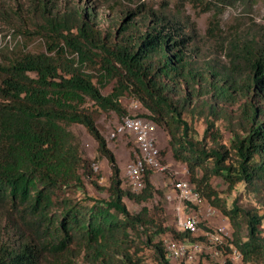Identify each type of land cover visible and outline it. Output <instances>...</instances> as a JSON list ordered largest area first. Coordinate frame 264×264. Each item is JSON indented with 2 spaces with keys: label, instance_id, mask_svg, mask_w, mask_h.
<instances>
[{
  "label": "trees",
  "instance_id": "1",
  "mask_svg": "<svg viewBox=\"0 0 264 264\" xmlns=\"http://www.w3.org/2000/svg\"><path fill=\"white\" fill-rule=\"evenodd\" d=\"M181 1H174L177 8ZM189 1L219 11L236 0ZM37 6L36 30L26 33L44 48L0 52V264H148L146 249L154 264H170L158 235L202 239L165 226L166 218L151 212L146 203L164 196L151 167L141 191L123 187L100 119L111 111L127 114L126 94L167 132L174 159L187 165L201 198L229 218L242 262L264 264V212L237 200L227 207L211 180L220 178L229 190L242 183L264 202V26L228 39L227 65L198 69L186 25L167 7L141 2L103 30L89 8L60 13L46 1ZM209 23L219 29L216 16ZM239 99L234 116L229 106ZM198 116L206 124L202 134ZM222 118L231 133L227 143L217 125ZM74 124L95 140L94 159L107 161L106 187L92 178ZM86 179L108 198L89 194ZM126 198L140 210L131 212Z\"/></svg>",
  "mask_w": 264,
  "mask_h": 264
},
{
  "label": "rangeland",
  "instance_id": "2",
  "mask_svg": "<svg viewBox=\"0 0 264 264\" xmlns=\"http://www.w3.org/2000/svg\"><path fill=\"white\" fill-rule=\"evenodd\" d=\"M45 1L51 6V9L60 13L70 9L89 8V11L93 13L96 25L103 30H111L115 23L125 18L124 13L127 10H135L141 2H144L147 8L155 10L167 7V14L177 15L185 23L186 30L191 38L192 56L196 60L198 69H207L211 66L220 68L227 65L226 46L228 39L242 37L249 32H257L264 26V0H252L253 4H248V0L232 1L225 6L222 3V10L219 11L217 9L205 11L200 4L195 6L189 0L181 1L180 6L178 5L179 10L174 3L175 0H0V52L7 46L10 49L23 46L33 51L44 48L41 38L26 32L31 31L32 33L36 30V24L40 19V7L38 8L37 4L45 3ZM166 1L170 3H166ZM214 16L217 17L219 29H213V25L209 23ZM111 90L112 84L103 91L108 93ZM133 99L135 97L129 94L122 98L123 106L127 112ZM243 100L239 99L236 104L229 106V110L234 116L237 115L238 106ZM141 109L144 110V108ZM197 119L196 126L202 134L206 124L202 117L198 116ZM121 120V116L111 111L101 116L100 127L108 140L109 147L116 154L121 168L123 187L130 189L126 177V168L134 159L136 151L134 139L130 133L111 136ZM217 125L222 133L223 142L227 143L231 138V133L226 119L218 120ZM70 128L78 135L82 143L83 155L92 161V168L93 163L98 165V170L93 168L92 178L100 186L106 187L109 183L111 171L107 161L101 163V160L94 159L97 155L95 140L80 124H74ZM156 135L161 149V165L152 168V181L157 188L163 191L164 196L156 194L146 204L157 217L166 218L165 226L173 227L176 230H178L177 207H180L181 215H194L200 220V235L204 234L205 230L216 229L225 225L228 234L224 239V244L218 246L219 248L217 247L218 250H221L218 257L212 255L211 250H214V248L210 247L209 244L203 249V252L197 255L199 261L206 260L211 264H223L222 261L229 260L230 257L234 226L219 208L214 207L208 201L201 199L199 202H190L184 199L181 200L177 196L178 192L174 188L175 182L180 179H190L187 165L174 159L168 143L169 136L163 128L157 126ZM211 180L214 188L220 193V197L225 200L227 207H232L233 202L237 200V204L241 207L254 205L259 207L261 212H264V202L259 203L256 201L252 194L246 192L242 183L236 184L232 190H229L228 185L220 178L212 177ZM86 189L91 195L108 198V192L97 189L89 179H86ZM125 202L133 213L141 208L140 205L128 198L125 199ZM151 231H154V229ZM241 234L246 235L245 226L242 227ZM158 236L164 242L173 238V235L169 232ZM145 251L147 252L146 262L154 264V255L150 253L152 251L150 249ZM233 264L244 263L234 260Z\"/></svg>",
  "mask_w": 264,
  "mask_h": 264
},
{
  "label": "built area",
  "instance_id": "3",
  "mask_svg": "<svg viewBox=\"0 0 264 264\" xmlns=\"http://www.w3.org/2000/svg\"><path fill=\"white\" fill-rule=\"evenodd\" d=\"M142 104L138 99H133L130 103L127 114L122 117L121 123L116 126L112 137L130 133L136 145L133 161L126 168V177L130 190L133 192L141 191L145 186L144 175L147 167L155 168L161 165V149L159 147L158 137L156 135L155 122L145 117L142 110ZM93 168L98 170V165L93 163ZM174 188L177 190V196L182 200L190 202H199L202 198L196 185L190 179H180L175 182ZM178 230L186 231L193 236L202 239L181 240L171 238L164 242L166 256L170 264H211L204 260H198V253L209 244L214 248L211 250L213 256L218 257L220 249L218 246L224 244V239L228 232L226 226L222 225L216 229L205 230L200 235V220L194 215H181L180 207H177ZM218 247V248H217ZM242 252L234 245L231 246L229 260H223V264H233L234 260L242 262Z\"/></svg>",
  "mask_w": 264,
  "mask_h": 264
},
{
  "label": "crops",
  "instance_id": "4",
  "mask_svg": "<svg viewBox=\"0 0 264 264\" xmlns=\"http://www.w3.org/2000/svg\"><path fill=\"white\" fill-rule=\"evenodd\" d=\"M101 163H106V160H104V159H103V160H101Z\"/></svg>",
  "mask_w": 264,
  "mask_h": 264
}]
</instances>
